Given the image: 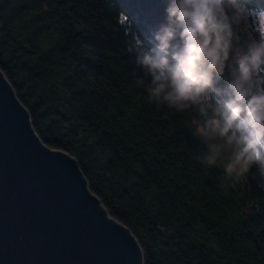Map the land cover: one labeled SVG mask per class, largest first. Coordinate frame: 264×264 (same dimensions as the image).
<instances>
[{"label": "trees", "instance_id": "16d2710c", "mask_svg": "<svg viewBox=\"0 0 264 264\" xmlns=\"http://www.w3.org/2000/svg\"><path fill=\"white\" fill-rule=\"evenodd\" d=\"M239 2L264 13V0ZM168 4L0 0V71L40 141L76 161L88 191L135 238L141 264H264L256 167L227 179V153L204 159L199 114L149 103L151 78L136 83L137 52L167 24ZM234 31L244 48L249 37L240 24ZM229 79L226 68L215 87Z\"/></svg>", "mask_w": 264, "mask_h": 264}, {"label": "clouds", "instance_id": "9594fccd", "mask_svg": "<svg viewBox=\"0 0 264 264\" xmlns=\"http://www.w3.org/2000/svg\"><path fill=\"white\" fill-rule=\"evenodd\" d=\"M166 14L154 43L137 52L144 75L136 83L151 78L149 103L197 112L201 123L194 135L208 146L204 159L213 162L227 153V179L256 167L264 189V26L258 39L234 52V26L246 19L239 0H169ZM177 36L181 44L173 45ZM226 68L229 82L217 89Z\"/></svg>", "mask_w": 264, "mask_h": 264}, {"label": "water", "instance_id": "95a60500", "mask_svg": "<svg viewBox=\"0 0 264 264\" xmlns=\"http://www.w3.org/2000/svg\"><path fill=\"white\" fill-rule=\"evenodd\" d=\"M110 219V220H108ZM76 161L46 147L0 71V264H141Z\"/></svg>", "mask_w": 264, "mask_h": 264}, {"label": "rangeland", "instance_id": "374dc122", "mask_svg": "<svg viewBox=\"0 0 264 264\" xmlns=\"http://www.w3.org/2000/svg\"><path fill=\"white\" fill-rule=\"evenodd\" d=\"M262 14L264 13L259 11L246 10V19L240 23V26L245 35L249 37V42L253 38L252 29L258 30V27L264 26V16H260ZM233 49L235 52L240 50L241 48L239 46L233 45Z\"/></svg>", "mask_w": 264, "mask_h": 264}, {"label": "bare ground", "instance_id": "6f19581e", "mask_svg": "<svg viewBox=\"0 0 264 264\" xmlns=\"http://www.w3.org/2000/svg\"><path fill=\"white\" fill-rule=\"evenodd\" d=\"M250 10V9H249Z\"/></svg>", "mask_w": 264, "mask_h": 264}]
</instances>
